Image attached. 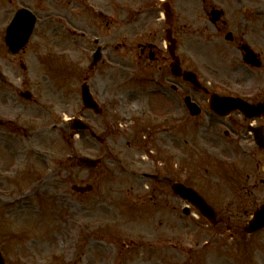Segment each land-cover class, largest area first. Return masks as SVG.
Listing matches in <instances>:
<instances>
[{
    "label": "rangeland",
    "instance_id": "1",
    "mask_svg": "<svg viewBox=\"0 0 264 264\" xmlns=\"http://www.w3.org/2000/svg\"><path fill=\"white\" fill-rule=\"evenodd\" d=\"M180 1L183 16L193 2L203 14L202 0ZM80 2L0 0V70L8 80L0 82V117L17 120L0 127V247L7 264H232L230 258L238 254L228 236L196 210L185 214L184 200L163 194L165 183L153 188L141 173L157 172L200 185L220 214L237 221L242 206L251 204L235 195L246 157L235 144L238 138L228 139V128L218 122L201 131L206 115L193 119L183 97L179 127L156 131L160 124L171 125L164 114L171 106L161 82L164 75L135 68L134 51L115 50L119 39H109L108 27L96 28L97 20ZM22 6L37 13L38 23L25 50L9 55L6 28ZM80 12L88 30L95 28L85 39L71 33L77 32L72 22L81 20ZM185 22L189 20L182 19ZM96 37L112 60L104 55L105 61L90 70ZM179 81L181 91L190 92ZM84 82L102 104V115L81 112ZM25 86L35 102L17 99ZM77 117L104 142L78 132L72 120ZM72 154L102 158V165L99 170L80 169L68 162ZM131 168L137 174H131ZM90 183L92 192L72 189Z\"/></svg>",
    "mask_w": 264,
    "mask_h": 264
},
{
    "label": "flooded vegetation",
    "instance_id": "2",
    "mask_svg": "<svg viewBox=\"0 0 264 264\" xmlns=\"http://www.w3.org/2000/svg\"><path fill=\"white\" fill-rule=\"evenodd\" d=\"M81 1L83 11L89 8V17L97 20L95 27H108L112 33L109 39H119V44L114 45L115 50L131 48L134 51L136 56L132 64L135 68L144 70L145 67L161 77L164 75L161 82L171 101L164 114L171 126L160 124L156 131L170 132L179 127L180 99L190 95L201 108V113L195 118L202 117L203 113L206 115V119L199 124L201 131L218 122L228 128L224 131L228 139L232 136L238 138L235 144H239L240 151L246 157L240 166V191L235 195L251 204L242 206V215L237 221L232 220V216L221 220L225 223L228 237L235 242L233 253L236 251L238 257L230 258L232 264H264V228L253 234L245 230L250 214L264 202V2L261 5L260 1L255 0H202L203 14L193 2L189 5L188 15L183 16L185 11L180 0ZM182 19L189 22L182 23ZM72 25L77 30H73L72 35L80 39H85L95 30H88V22L84 21L82 13L81 20L76 25L72 22ZM189 33H193L194 37H187ZM168 40L172 41L182 67L196 71L208 90L240 98L254 107L220 116L210 108L209 94L205 91L183 82L191 90L182 92L181 86L176 85L180 83V78L171 74L172 57ZM95 45L98 47L99 43L95 41ZM189 49L193 50L194 55ZM103 51L112 60L107 46H103ZM186 56L190 59H186ZM113 60L116 63V59ZM3 84H8V81ZM23 90L30 89L25 86ZM23 90H19L17 99L34 102L22 97ZM10 95L7 93L11 99ZM25 110L32 112L29 106ZM155 116L157 112L152 116L154 122L157 121ZM2 120L1 126L16 124L17 121L13 118ZM141 176L151 180L153 188L165 183L167 189L163 188L162 193L169 196L174 194V178L157 172L152 175L142 173Z\"/></svg>",
    "mask_w": 264,
    "mask_h": 264
},
{
    "label": "water",
    "instance_id": "3",
    "mask_svg": "<svg viewBox=\"0 0 264 264\" xmlns=\"http://www.w3.org/2000/svg\"><path fill=\"white\" fill-rule=\"evenodd\" d=\"M35 22H36V16L29 9L21 8L16 13L14 19L7 28L6 44L10 53L17 54L19 50L27 44L33 32ZM170 51L173 55V51L171 48ZM98 58H99V52L96 53L95 61H97ZM172 70L176 75L183 76L185 80H190L197 87H201L196 74L187 70H183L180 67L177 58L172 63ZM82 96L86 107L92 108L95 111H100L99 105L94 100L88 84L83 85ZM210 102L212 107L221 114H226L233 109L243 107V104L240 101H238V99H230L215 94H212ZM188 104L190 105L192 112L197 111L194 108L195 107L194 104H190V103ZM75 127L79 130H85V129L91 130V127L85 122H83L81 119L75 120ZM70 159H76L79 162V164L84 167H96L98 164V160L90 158L88 156L70 157ZM74 189L78 191H86V190H91L92 186L74 185ZM174 189L184 199L190 201L199 210L201 214L207 217L214 224L216 223V221L214 220L216 216L215 209L212 206H210L196 190H194L191 187H187L182 183H177L174 186ZM185 210L186 212H188V208H186ZM262 225H264V205L254 214V218L250 221V227L248 228V230L252 231L258 229ZM0 264H6L1 250H0Z\"/></svg>",
    "mask_w": 264,
    "mask_h": 264
}]
</instances>
